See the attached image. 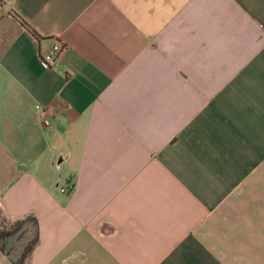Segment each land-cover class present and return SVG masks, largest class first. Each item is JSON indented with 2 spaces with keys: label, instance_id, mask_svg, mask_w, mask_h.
Returning <instances> with one entry per match:
<instances>
[{
  "label": "crops",
  "instance_id": "1",
  "mask_svg": "<svg viewBox=\"0 0 264 264\" xmlns=\"http://www.w3.org/2000/svg\"><path fill=\"white\" fill-rule=\"evenodd\" d=\"M0 208V264H264V0H0Z\"/></svg>",
  "mask_w": 264,
  "mask_h": 264
},
{
  "label": "rangeland",
  "instance_id": "2",
  "mask_svg": "<svg viewBox=\"0 0 264 264\" xmlns=\"http://www.w3.org/2000/svg\"><path fill=\"white\" fill-rule=\"evenodd\" d=\"M32 224L31 217L11 219L0 208V245L13 253L17 251L20 261L28 253V247L36 237Z\"/></svg>",
  "mask_w": 264,
  "mask_h": 264
},
{
  "label": "built area",
  "instance_id": "3",
  "mask_svg": "<svg viewBox=\"0 0 264 264\" xmlns=\"http://www.w3.org/2000/svg\"><path fill=\"white\" fill-rule=\"evenodd\" d=\"M65 44L61 40H55L52 42L50 47L42 53L41 57L45 64L48 67H54L60 58V55L63 51ZM47 121V120H46ZM74 186V183L71 180H67L64 182L60 189L62 191H67Z\"/></svg>",
  "mask_w": 264,
  "mask_h": 264
},
{
  "label": "trees",
  "instance_id": "4",
  "mask_svg": "<svg viewBox=\"0 0 264 264\" xmlns=\"http://www.w3.org/2000/svg\"><path fill=\"white\" fill-rule=\"evenodd\" d=\"M24 22L28 25V23L24 20ZM31 28V27H30ZM33 32L36 33V31L31 28ZM36 243V237L32 240V242L30 243L29 247H28V253L30 252V250L33 248L34 244Z\"/></svg>",
  "mask_w": 264,
  "mask_h": 264
}]
</instances>
